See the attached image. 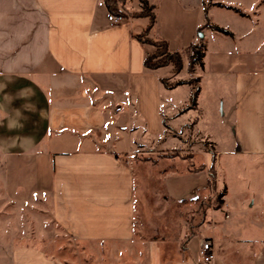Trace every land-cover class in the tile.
Instances as JSON below:
<instances>
[{
    "label": "crops",
    "instance_id": "obj_1",
    "mask_svg": "<svg viewBox=\"0 0 264 264\" xmlns=\"http://www.w3.org/2000/svg\"><path fill=\"white\" fill-rule=\"evenodd\" d=\"M148 1L159 14L149 39L165 40L170 52L184 53L194 44V36L182 31L178 15L164 18L160 2ZM256 3L249 11L217 0H203L188 11L179 7L186 18L198 12L217 15V10L229 8L240 17L236 29L214 19L200 25L206 55L196 74L197 107L191 108L189 99L176 93L188 84L174 88L164 84L174 77L189 82L187 57L176 75L173 65L156 70L144 65L152 51L138 36L149 18L116 24L109 20L103 0H0V162L8 205L26 213L33 208L40 214L35 219L40 227L50 221L73 240L124 246L102 262H139L132 246L141 233L144 176L131 158L142 154L141 149H149L144 152L155 157L169 153L158 152L150 138L148 148L143 142L125 146V134L138 131L175 138L169 132L182 133L213 145L218 144L212 135L216 129L227 135V149L216 151V170L223 154L264 169V9L254 11ZM167 20L181 29L169 33L162 26ZM126 113L127 125H120L119 117ZM200 145L199 141L194 145V155L201 158L202 168L185 166L188 160L180 158L182 169L165 177L160 194L164 201L188 206L208 194L213 158ZM152 156L141 160L154 162ZM253 182L262 188L242 191L236 202L229 200L231 191L224 195L222 207L212 213L210 237H203L202 224L183 249L184 236L179 234L174 240L177 250L167 251L166 258L153 243L147 251L148 264H200L205 240L212 243V264H264V171ZM216 188L219 192L218 178ZM219 211L224 220L216 218ZM48 213L49 219L43 217ZM126 245L130 254H124ZM0 264L56 262L43 250L15 247L0 256Z\"/></svg>",
    "mask_w": 264,
    "mask_h": 264
},
{
    "label": "rangeland",
    "instance_id": "obj_2",
    "mask_svg": "<svg viewBox=\"0 0 264 264\" xmlns=\"http://www.w3.org/2000/svg\"><path fill=\"white\" fill-rule=\"evenodd\" d=\"M113 1L121 12V15L117 16H122L124 19L141 18L143 14H148L149 11H143L142 1L147 2L148 8H152L148 0ZM158 1L161 4L160 9L164 18L165 15L166 17L167 15L179 16L180 25L185 27L184 29L182 28V31L184 33L189 32L192 38L194 36V44L199 45L203 43V40L201 39L202 36L199 33V28L202 29V26L200 25L208 24L210 19H214V21L221 23L222 26L232 29H236L234 24H239V12L234 9H219L217 10V15L213 13L209 14L207 12H198V16L195 15L196 17L192 16L191 18H189V16L186 18L185 14H181L182 12L179 9L180 6H183V9L188 11L197 8L203 0ZM205 1L208 3L211 2V0ZM217 1L228 6L238 7L247 11L251 10L256 1H258L254 7V11L264 9V0ZM257 6H259V8H257ZM154 14L159 15L156 11ZM172 21L173 20H167L163 22L162 25L169 33H175L176 30L179 31V29H181L179 24H175V22ZM144 32L145 30L140 35H143ZM222 35L227 36L225 33H222ZM145 38L149 39L148 36ZM149 46L151 47L152 52L148 56L155 55L154 57H156V59L152 62L160 61V58H165L166 55H169L164 54V51L158 47L155 48L152 45ZM184 58H186L185 55H183V60ZM199 71L200 68L197 66L192 73L189 72L190 76L188 79L189 82H192V84L186 83L188 86L180 87L176 91V93L180 94V96L187 97L189 99L187 101V105L191 104L192 94L198 85L196 74ZM185 76L186 75H183V77ZM179 79L180 78L178 77H174L173 80L165 83L169 86L175 85L178 82H181ZM220 111L221 107L217 108L216 114L219 115ZM134 118L136 120L138 119L136 117ZM128 119L129 115L127 113L120 116V125L124 124L123 126H126ZM187 131L189 132L190 129ZM169 135L175 138H170L164 134L153 136L147 133L144 135L142 132L138 131L133 132V134L129 136L125 134L123 137L122 143L125 146L130 143L134 145L135 142H143L147 148L148 138H150L151 140H155V147H157L156 149L158 152H164V154L169 153V157H155V155L152 156L144 152H148L149 149H141L139 152H143L142 154L133 155L131 158L132 164L135 166L137 171L139 168H143L141 171L144 176L142 177L143 181L141 182L142 188L140 189L139 205L141 209L139 222L141 233L138 234L136 238L137 244L132 246L135 249L136 255L140 256V260L139 262H131L128 259L125 260L124 264H148V261H146V257L148 256L147 251L152 247L153 243L159 244V247L164 252V257L166 258V256H168V252L171 254L175 251V249L177 250L179 243H176L174 240L179 236V234L184 236L180 242V247L186 249L187 241L189 243L192 239L191 237H194V234H198L199 227L202 224H204V228L202 230V232H204L202 233L203 237H210L211 230L209 231L208 225L212 220L213 211L220 209L217 207V195L219 192H222L226 196L227 192L231 191L229 200L231 202H236L240 199L239 195L242 191L246 192L254 187H256L257 190L262 188L261 186H256L253 181L264 171L263 166H260L259 164H247L248 161L246 160L244 163H241L238 162L235 157L223 154L220 156L217 163L219 192L217 191V188L216 190L210 189L208 194L204 196L200 203L188 204V206H183L181 203H175L168 198L164 201L160 194L163 193L165 188V177L167 173L172 170L175 171V169H182L183 164H181L182 160H180V158L188 160L189 163L187 162L185 166H193L195 168L198 167V169L202 168L201 158L198 157L196 159L194 155V151H196V149H194V145H196L198 141L201 144L200 146H202L201 148L210 153L212 158L216 155V151L223 153V150L227 149V135L222 132L220 133V131L218 132L216 129L213 130L212 135L218 139V144L213 145L207 141L201 142V138L197 139L194 136L193 138H190L189 134H184L183 136L182 133L169 132ZM159 139H161V141H159ZM214 146H216V148H214ZM151 156L153 157L154 162H147L144 164L141 160ZM192 158L195 159L191 160ZM2 167L3 165L0 162V256H7L15 247H34L45 251V256L51 261L54 260L56 264H111V262L108 261L107 263L105 260L102 262L103 260L101 259L107 257L110 253L116 251L119 252L124 247L123 245L101 244L99 242L86 243L79 240H73L64 234L60 228L51 224L50 221H46V223L40 227V223L35 222V219L40 214H37L33 208L29 213H26L24 211H19L17 207L13 209L11 207L12 205H8V199H5V175ZM244 177H246L247 182L244 181ZM36 200L37 199H35V201ZM20 205L30 206L31 204ZM207 206H209V209L206 210ZM205 210L206 212L204 214ZM215 215L219 220H224L225 218V214L222 211L217 212ZM44 216H47L49 219V213L46 215L44 214L43 217ZM207 231L209 232L207 233ZM189 232L192 233V236L188 238ZM198 240L199 237L197 240L195 239L193 241L195 247ZM173 242H175V244ZM126 247V250L124 249V254H130V245H126ZM164 263H167L166 260H164Z\"/></svg>",
    "mask_w": 264,
    "mask_h": 264
},
{
    "label": "trees",
    "instance_id": "obj_3",
    "mask_svg": "<svg viewBox=\"0 0 264 264\" xmlns=\"http://www.w3.org/2000/svg\"><path fill=\"white\" fill-rule=\"evenodd\" d=\"M109 13L110 14H115V15H121L120 10L116 7L115 2L113 0H103ZM143 4V11H149V13L147 14H143V16L141 17H146L149 18V25L146 28L145 32L143 35H139L138 36V40L142 43V44H149L154 46L155 48H160L164 51V54H169L166 55L165 58H160V61L157 62H152L156 59V57L152 56H147L144 62V65L147 69L150 70H156L162 67H167L169 65H173L174 67V72L175 74H179L183 67H184V60H183V55H185L188 59V71L189 72H193L195 67L199 66L200 69H202L204 67V58L206 55V45L204 43L202 44H192L190 45L189 48H187L184 53H179V52H170L169 50V46L168 43L166 41L163 40H158V41H152L150 39H146L145 37L148 36L149 32L151 31L152 27L154 26L155 22H156V16L153 12V7L152 8H148V4L145 1H142ZM221 6V5H219ZM232 9V8H229ZM235 10V9H234ZM237 11V10H236ZM216 31L225 33V34H229V32L225 31L222 28L219 27H214L213 28ZM160 56V55H159ZM186 83H191L192 82H178L175 85H167L165 82L164 84L166 85V87L168 88H174ZM197 83H199V80H197ZM200 93V87L199 84L197 85V87L194 89V92L192 94L191 97V104L190 107L191 108H196L197 107V101H198V96ZM209 183H208V188L209 190L213 189L216 190V180H217V170H216V155L213 157V161L211 166L209 167ZM199 170V169H198ZM223 198H224V194L223 193H219L217 195V201H218V206L219 208L222 207L223 205ZM209 209V206L206 207V210ZM206 210L204 211V214L206 212Z\"/></svg>",
    "mask_w": 264,
    "mask_h": 264
},
{
    "label": "built area",
    "instance_id": "obj_4",
    "mask_svg": "<svg viewBox=\"0 0 264 264\" xmlns=\"http://www.w3.org/2000/svg\"><path fill=\"white\" fill-rule=\"evenodd\" d=\"M109 20L118 24V23H121L124 20V18L122 16L110 14ZM199 256L201 258L200 264H212L214 262L215 256H214L212 243L210 241L205 240L201 243Z\"/></svg>",
    "mask_w": 264,
    "mask_h": 264
}]
</instances>
